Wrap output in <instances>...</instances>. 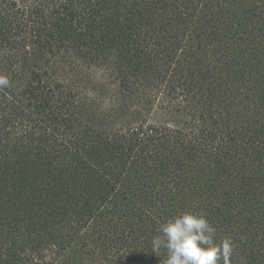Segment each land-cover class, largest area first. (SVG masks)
<instances>
[{
	"label": "trees",
	"instance_id": "1",
	"mask_svg": "<svg viewBox=\"0 0 264 264\" xmlns=\"http://www.w3.org/2000/svg\"><path fill=\"white\" fill-rule=\"evenodd\" d=\"M0 76V264H264V0H0Z\"/></svg>",
	"mask_w": 264,
	"mask_h": 264
},
{
	"label": "clouds",
	"instance_id": "2",
	"mask_svg": "<svg viewBox=\"0 0 264 264\" xmlns=\"http://www.w3.org/2000/svg\"><path fill=\"white\" fill-rule=\"evenodd\" d=\"M0 76V85H7ZM216 229L203 214L183 212L161 223L152 239V252L165 250L164 264H229L232 242L214 240Z\"/></svg>",
	"mask_w": 264,
	"mask_h": 264
}]
</instances>
